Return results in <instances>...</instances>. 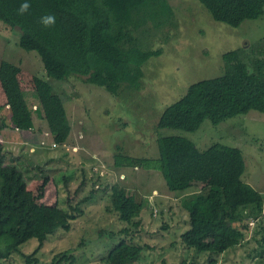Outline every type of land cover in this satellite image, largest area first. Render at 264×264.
<instances>
[{"label": "trees", "instance_id": "trees-1", "mask_svg": "<svg viewBox=\"0 0 264 264\" xmlns=\"http://www.w3.org/2000/svg\"><path fill=\"white\" fill-rule=\"evenodd\" d=\"M200 1L215 19L233 26L264 14V0ZM25 2L30 8L20 14ZM172 12L169 0H0V21L18 30L23 49L38 52L48 77L64 80L82 76L116 94L123 87L139 90L144 65L162 52V47H142L145 37L136 31L150 20L161 29ZM46 15L55 17L53 26L41 23ZM258 45L252 56L244 55V47L227 51L224 73L190 84L183 96L164 108L157 127L196 130L206 118L219 124L251 110L264 112V36ZM28 91L38 96L54 142L64 144L72 125L62 94L30 69L1 60L0 108H9V122L22 139L40 142L26 99ZM3 129L0 125V258L17 252L27 264H45L36 254L50 234L71 229L77 206H61V188L55 175L28 181L18 166L4 163ZM158 143V157L121 151L115 156V165L161 170L170 190L194 188L182 200L189 213V226L181 233L184 244L222 254L241 244L251 231L250 222L262 216L259 243L264 247V193L242 178L246 162L240 147L214 143L201 150L180 135L163 136ZM110 189L120 219L137 225L140 221L135 218L141 213L142 202L118 182ZM31 238L38 239V246L30 253L21 251L20 246ZM144 248L122 237L104 260L106 264H130L140 258ZM76 260V255L63 251L51 264H75Z\"/></svg>", "mask_w": 264, "mask_h": 264}, {"label": "rangeland", "instance_id": "rangeland-1", "mask_svg": "<svg viewBox=\"0 0 264 264\" xmlns=\"http://www.w3.org/2000/svg\"><path fill=\"white\" fill-rule=\"evenodd\" d=\"M169 1L173 10L169 25L159 29L150 20L136 31L145 37L142 47H162L161 54L144 65L139 90L123 87L117 94L82 76L48 77L38 52L23 49L18 30L0 21V61L20 64L50 81L54 92L62 94L72 125L67 141L56 144L38 96L28 91L26 99L40 142L25 141L9 122V108H0L4 163L18 166L28 181L55 175L61 206H77L71 229H57L40 247L36 256L42 263L51 264L56 254L67 251L76 255L75 264H106L109 251L126 237L145 246L140 258L130 264H264V247L259 243L262 216L250 222L251 231L241 244L222 254L189 248L181 240L182 231L189 226L182 200L194 188L170 190L161 170L115 165V156L121 151L158 157V139L166 135L185 136L201 150L223 143L243 150L246 169L242 178L264 193V112L251 110L219 124L206 118L196 130L157 127L164 108L183 96L190 84L224 73L227 51L244 47V55H253L264 36V14L233 26L215 19L200 0ZM116 182L143 204L135 218L140 221L137 225L121 220L114 208L110 187ZM126 227L128 231H122ZM38 244L37 238H31L20 250L30 253ZM0 264L27 263L14 252L10 258H0Z\"/></svg>", "mask_w": 264, "mask_h": 264}, {"label": "clouds", "instance_id": "clouds-1", "mask_svg": "<svg viewBox=\"0 0 264 264\" xmlns=\"http://www.w3.org/2000/svg\"><path fill=\"white\" fill-rule=\"evenodd\" d=\"M29 8H30V4L25 2L21 4L18 11L20 14H23L27 12ZM41 23L46 27L53 26L55 24V17L53 15H46L41 18Z\"/></svg>", "mask_w": 264, "mask_h": 264}, {"label": "built area", "instance_id": "built-area-1", "mask_svg": "<svg viewBox=\"0 0 264 264\" xmlns=\"http://www.w3.org/2000/svg\"><path fill=\"white\" fill-rule=\"evenodd\" d=\"M255 222V220H252V223H254Z\"/></svg>", "mask_w": 264, "mask_h": 264}]
</instances>
